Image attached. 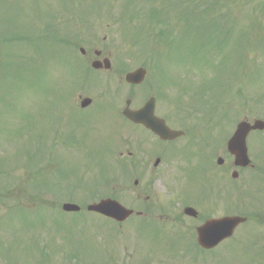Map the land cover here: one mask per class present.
Returning a JSON list of instances; mask_svg holds the SVG:
<instances>
[{"label": "rangeland", "instance_id": "1", "mask_svg": "<svg viewBox=\"0 0 264 264\" xmlns=\"http://www.w3.org/2000/svg\"><path fill=\"white\" fill-rule=\"evenodd\" d=\"M199 2L0 0V264H113L109 260L118 257L120 264H126V257L137 245L131 244L130 237V243L122 242L115 223L86 212L65 214L61 208L65 203L88 206L112 193L126 208L143 205V201H134L139 191L134 182L139 180L143 185L153 173L146 177L133 174L128 163L142 158L145 147L139 145L134 128L126 127L116 112L121 115L127 99L136 109L150 97L156 98L158 113L165 118L170 119L179 109L181 121L176 117L173 127L194 129L199 143L204 142V132L214 134L216 143L208 153L214 166L201 179L208 189L213 186L214 194L205 192L193 178L181 196L198 202L205 198L199 207L202 216L240 215L250 222L213 253L198 251L183 237L174 239L172 233L165 236L162 232L155 243L136 251L133 263L264 264V222L258 221L264 207V132L248 139L254 168L241 173L237 181L231 178L233 160L225 151L239 122L264 121V0H221V12L228 14L224 24L234 29V37L207 21L202 23L209 19L206 7ZM254 11L259 14L252 16ZM40 33L52 36L53 44L44 41ZM218 35H224L229 43L219 40ZM25 37L41 40L25 44ZM245 39L249 43L242 61L236 63L239 71L230 69L234 41L244 46ZM80 49L87 52L86 58ZM95 51H102L111 60V72L88 71L92 70L89 59ZM63 55L70 61L63 64ZM209 57L214 62L211 65L207 64ZM138 68L147 70L146 82L135 88L126 85L125 74ZM201 71L205 77L207 72L208 79ZM201 90L206 98L204 107L209 110H200L198 120L193 118L197 115L194 106L200 107L204 101ZM69 94L95 100L97 110L91 113L100 112L67 126H76L77 143L70 141V149L63 151L62 134L56 136L53 151L52 99L58 100L56 107ZM128 152L135 159H127ZM121 153L124 169L111 164V159L120 161ZM220 157L224 159L221 168L216 165ZM185 170L176 166L169 169L166 181H172L166 191L162 174L155 192H150L152 202L161 198L156 201L160 207L177 208L180 202L175 200L179 197L175 182L186 178ZM103 179L117 183L108 184L104 191L105 186L99 184ZM96 190L101 193H90ZM211 194L217 203L211 201ZM178 233L175 229L174 235ZM257 241L258 247L254 246Z\"/></svg>", "mask_w": 264, "mask_h": 264}, {"label": "flooded vegetation", "instance_id": "2", "mask_svg": "<svg viewBox=\"0 0 264 264\" xmlns=\"http://www.w3.org/2000/svg\"><path fill=\"white\" fill-rule=\"evenodd\" d=\"M103 59V55L96 57V60ZM71 104L73 105V108L80 113L86 111L80 109V103L78 100H75ZM69 109H71L70 102L64 100L61 103V106L55 109L59 112V117L53 120L57 126V131L63 132L64 134L63 140L61 141L63 142V146L65 145L64 139L68 129L67 126L71 123V121L65 118L64 112H69ZM89 109H92V105ZM61 111L62 113H60ZM147 133L145 139L139 142L140 145L144 146L146 149H144L143 157H140V160L131 161L130 164H135L136 162L140 167L151 168L153 172L163 168L160 177L162 174L164 175L165 180L161 183L163 184L162 187L165 191L171 187L170 181H172V178L166 181V176H169L168 169L179 165L187 167L202 166L201 168H210V166L213 165V160L208 153L209 150L211 151L214 149V145H209L211 142L210 140L202 143L194 140L195 130L193 129H186L183 137L167 142L161 140L150 132ZM55 141L56 139L54 138L53 142ZM129 157L131 159L134 158V154L129 153ZM137 158L138 157H136V159ZM160 177L156 181H150L149 179L143 185H140L139 180L136 181V186L139 188L138 193H136V200L143 201L144 204L142 208L134 210V215L127 220L129 223V225L126 226L128 243H130L131 239V244H135L142 248L145 246L149 247L157 241L162 232H165L166 236L167 233H171L176 229L182 233L185 241L192 244L196 239L197 228L200 226L199 216L193 218L186 215L185 208L189 206H186L185 208H162L157 203L158 201H161V198H157V202L155 201V203H153L152 196L150 195L152 193L150 192H155V185L161 181ZM180 203L179 206H182V202ZM161 244L162 242L154 247H159ZM132 262L134 261L132 260ZM118 263L119 261H116L113 264Z\"/></svg>", "mask_w": 264, "mask_h": 264}, {"label": "water", "instance_id": "3", "mask_svg": "<svg viewBox=\"0 0 264 264\" xmlns=\"http://www.w3.org/2000/svg\"><path fill=\"white\" fill-rule=\"evenodd\" d=\"M106 69H110V63L105 62ZM93 67L95 69H100V63H94ZM146 72L144 70H138L135 73L128 74L126 81L129 84H140L145 78ZM90 101L86 100L84 105H89ZM130 102H128V105ZM154 106L150 103L148 107H145L141 111L132 113L128 109L124 112V115L135 123H142L147 128L151 129L155 134L159 135L165 139H172L179 136L180 134H174L170 132L169 129L163 125L162 122L158 121L153 117ZM253 131H264V122L255 121L254 124H249L247 122H242L238 125L237 131L234 137L228 143L229 152L235 156L236 165L240 167H247L250 165V160L248 158V149H247V137ZM223 162L219 160V164ZM66 211H78L79 209L74 206H65ZM90 210L105 213L108 216L120 219L127 213L120 205L115 203L105 202L99 206L90 208ZM245 220L241 218H228L221 221H213L205 227L200 233V244L209 249L216 247L224 239L231 237L235 228L244 223Z\"/></svg>", "mask_w": 264, "mask_h": 264}, {"label": "trees", "instance_id": "4", "mask_svg": "<svg viewBox=\"0 0 264 264\" xmlns=\"http://www.w3.org/2000/svg\"><path fill=\"white\" fill-rule=\"evenodd\" d=\"M256 14H259V12H258V11H254V12H253V16L256 15ZM212 25H213V27L216 28V29L219 28V25L216 23V21H214V22L212 23ZM246 38H247V37H246ZM236 46L238 47V49H239L240 51H242V52L244 51L241 47H239V43H236Z\"/></svg>", "mask_w": 264, "mask_h": 264}]
</instances>
